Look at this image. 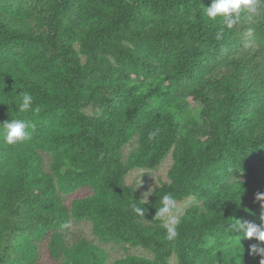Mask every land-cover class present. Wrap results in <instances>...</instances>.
Here are the masks:
<instances>
[{
	"label": "trees",
	"instance_id": "16d2710c",
	"mask_svg": "<svg viewBox=\"0 0 264 264\" xmlns=\"http://www.w3.org/2000/svg\"><path fill=\"white\" fill-rule=\"evenodd\" d=\"M210 4L0 0V123L26 120L31 137L5 144L0 124V264H40L43 245L56 264H264L251 251L264 242L228 227L264 230V19L228 29ZM25 92L33 107L20 113ZM169 154L143 204L125 176ZM165 194L191 199L173 241L154 218ZM71 220L143 253L110 259L69 239Z\"/></svg>",
	"mask_w": 264,
	"mask_h": 264
},
{
	"label": "clouds",
	"instance_id": "9594fccd",
	"mask_svg": "<svg viewBox=\"0 0 264 264\" xmlns=\"http://www.w3.org/2000/svg\"><path fill=\"white\" fill-rule=\"evenodd\" d=\"M242 14H246L249 20L264 19V0H211L210 6L205 8V15L208 19L215 21L217 17H220L224 27L228 29H232L240 22ZM222 37L223 30L221 29L217 31L215 38L220 40ZM33 99L30 93H23L20 102L15 105L16 110L20 113L32 110ZM0 124L3 126L2 140L5 144L13 145L31 138L30 133L27 131L30 124L26 120L9 119ZM153 135L150 133L149 138L151 139ZM152 194L150 188L139 200L145 204L148 196ZM159 199L161 206L156 210L154 218L160 221L165 228V238L173 241L178 236L177 228L181 223V219L175 214L177 201L171 194H165ZM256 200L261 202V208L264 209V193H257ZM131 209L136 215L145 217V207H139L133 203ZM260 219L264 221V214L261 215ZM228 227L231 231L237 232V235H243L246 238L255 237L258 241L264 242V230L254 222L235 219ZM251 251L264 256V247L254 244L251 246ZM261 261H264V259Z\"/></svg>",
	"mask_w": 264,
	"mask_h": 264
},
{
	"label": "rangeland",
	"instance_id": "374dc122",
	"mask_svg": "<svg viewBox=\"0 0 264 264\" xmlns=\"http://www.w3.org/2000/svg\"><path fill=\"white\" fill-rule=\"evenodd\" d=\"M195 105H192V109H195ZM89 111V110H88ZM128 146L125 147V152L128 150ZM171 163L170 154L167 155L155 168L153 169H132L125 176V183L127 185H133L141 194L143 198L144 194L153 189L155 185H158L161 181H167V170ZM90 190L81 188L73 193L64 196V200L66 204L69 205L70 201L74 197L82 196L86 193H89ZM191 199H185L177 202V210L176 215L179 216L184 209L189 205ZM67 236L69 239H74L76 237H84L88 241H91L96 244H100L107 253L109 254V258L112 259L114 257H118L124 255L126 253H143V251L139 248L128 247L126 245L121 244H113V243H100L96 237L91 232L90 223L86 221H77L71 220L69 226L67 227ZM40 264H56L54 260L48 256L46 251V246L41 247V257L39 259ZM175 260L171 258V264H174Z\"/></svg>",
	"mask_w": 264,
	"mask_h": 264
}]
</instances>
